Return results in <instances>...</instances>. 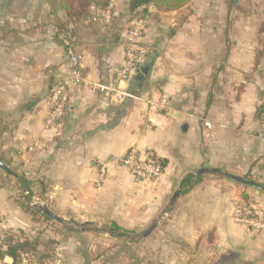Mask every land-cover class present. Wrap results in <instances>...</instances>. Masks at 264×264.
I'll list each match as a JSON object with an SVG mask.
<instances>
[{
  "label": "crops",
  "instance_id": "1",
  "mask_svg": "<svg viewBox=\"0 0 264 264\" xmlns=\"http://www.w3.org/2000/svg\"><path fill=\"white\" fill-rule=\"evenodd\" d=\"M83 2L73 12L86 15L70 16L58 0H0V155L22 171L8 178L0 168V227L36 241L31 264H111L118 243H96L98 233L142 234L126 245H152L155 264H264V229L233 220L238 206L264 208V190L227 176L264 185V1L254 10L241 0L245 11L228 0L152 6L147 62L117 99L98 84H114L124 62L129 0H111L110 23L93 20L102 9ZM61 29L76 38L86 82L70 89L60 125L46 128L47 97L69 78ZM132 147L163 174H131L118 159ZM188 175L193 186L182 187ZM21 176L62 222L28 209Z\"/></svg>",
  "mask_w": 264,
  "mask_h": 264
},
{
  "label": "built area",
  "instance_id": "2",
  "mask_svg": "<svg viewBox=\"0 0 264 264\" xmlns=\"http://www.w3.org/2000/svg\"><path fill=\"white\" fill-rule=\"evenodd\" d=\"M113 17V4L103 9L100 14L95 16L93 20H102V22L110 23ZM146 31V18L139 14L129 23L125 35V57L124 62L119 69L116 81L112 85L98 84L99 89L112 99H117L122 95L121 85L129 84L142 70L147 62L149 48L142 43V38ZM59 38L65 46L68 66L69 78L64 83H59L54 87L47 97L49 113L47 115L45 125L46 128H52L60 125V120L65 114L66 108L70 100V89L81 86L86 82L82 73L80 58L75 51L76 38L71 33L60 32ZM161 110L168 107V96L164 94L159 102ZM154 122V119L150 118ZM260 136L264 141V107L261 113V131ZM117 160V159H116ZM131 174L139 179L159 178L163 174V166L153 158H147L140 154L136 147L130 150L118 159ZM107 167L102 165L99 169L97 183L100 184L106 179ZM233 220L246 226L248 230L264 229V208L254 205L238 206L233 213ZM7 228L0 227V238H4ZM20 264H31L33 252L23 250L21 252Z\"/></svg>",
  "mask_w": 264,
  "mask_h": 264
},
{
  "label": "trees",
  "instance_id": "3",
  "mask_svg": "<svg viewBox=\"0 0 264 264\" xmlns=\"http://www.w3.org/2000/svg\"><path fill=\"white\" fill-rule=\"evenodd\" d=\"M189 1L190 0H129L128 5H129V11L132 14V18L139 14L143 15V17L146 18L151 13L150 8L152 6H155L159 11H172L182 8ZM228 1L230 7H235L244 10V8H242V6L240 5L241 0H228ZM58 2L60 3L61 7L69 11L70 16L72 15L74 16L78 14L86 15V9L76 10V13L73 12L74 10L73 5L75 0H58ZM83 3H85L84 8L87 7L90 3H94L103 10L110 5L111 0H84ZM261 15H262V25H261V30H262L264 29V3H263V9L261 11ZM59 32L70 33L66 29H61ZM71 35L74 36L73 34ZM0 159L4 161L1 155H0ZM5 173H6V177L8 178H10L12 175L9 172H5ZM19 180L21 182L22 188H24L25 191L29 192L28 196L23 195L26 202H28L27 203L28 209L34 213L35 212L42 213V211L37 206L31 205L30 203L31 201L30 197L32 196L33 193L30 190L29 181L23 176L19 177ZM192 186H193L192 175H188L183 180L182 187L190 188ZM43 191H45V187L43 188ZM112 226L117 232L122 230L121 227L118 226L117 224H113ZM23 250H30L33 252V254H35L36 241L26 237L22 231H16L11 228L6 229L4 238H0V259H3L5 256H10L13 259V264H20L22 259L21 252Z\"/></svg>",
  "mask_w": 264,
  "mask_h": 264
},
{
  "label": "rangeland",
  "instance_id": "4",
  "mask_svg": "<svg viewBox=\"0 0 264 264\" xmlns=\"http://www.w3.org/2000/svg\"><path fill=\"white\" fill-rule=\"evenodd\" d=\"M244 1L250 2L249 6H252L251 5L252 3H256V9H254V10H259L261 0H244ZM258 4H259V7H258ZM13 167H14L13 168L14 171H21L18 164L13 165ZM9 184H10V182H9ZM23 193L25 196L29 195L28 191L23 190ZM30 200H31L30 201L31 205H34L37 207H38V205H47L44 202V200L39 199V197H37V196L30 197ZM97 235H98L97 236L98 238H97V241H95L96 243H100V244H103V242H106V243L107 242H111V243L117 242L118 243L117 249L112 250V252H114V254L116 256H115V259L112 260L111 264H140V261H142L141 264H155L156 259L154 258V256H155L154 255V247L152 245L148 246L149 248H147V249L144 247L143 244L140 245L139 243L138 244L132 243L131 245H128V244L126 245V242H131L136 238L141 240L142 242L145 241V239H143L142 234H140L136 237L134 235L126 234V236H128V238L127 237L120 238L116 234H109V233L107 235L98 233ZM113 235H115V237ZM22 238H23V236H22ZM100 246H102V245H100ZM104 246H106V245H104ZM146 251L148 254V261L146 263H144L145 260H143L144 259L143 256H144V253ZM107 252L108 251H104L105 255H108ZM33 255H35V254H33ZM105 257H107V256H105ZM140 257L142 258L141 260H140ZM102 260H104V259H101V261Z\"/></svg>",
  "mask_w": 264,
  "mask_h": 264
},
{
  "label": "water",
  "instance_id": "5",
  "mask_svg": "<svg viewBox=\"0 0 264 264\" xmlns=\"http://www.w3.org/2000/svg\"><path fill=\"white\" fill-rule=\"evenodd\" d=\"M145 70V69H144ZM0 168H2L3 170H5L6 172H9V173H12V174H15L13 172V170L6 164L4 163L1 159H0ZM207 171L206 169H200L198 170V174H201L203 172ZM227 176H229L230 178L238 181V182H241V183H244V184H247L249 186H254L256 188H259L261 190H264V185H262L261 183L255 181V180H251V179H248V178H245V177H241V176H236V175H233V174H227ZM179 195V192L177 191L175 194H174V198L177 197ZM38 207L40 208V210H42V212L44 214H46L48 217L54 219V220H57L59 222H62L63 219L56 215L55 213H53L48 207L47 205H38ZM155 225L156 224H153L152 226H150L145 232H144V236H148L152 230L155 228Z\"/></svg>",
  "mask_w": 264,
  "mask_h": 264
}]
</instances>
